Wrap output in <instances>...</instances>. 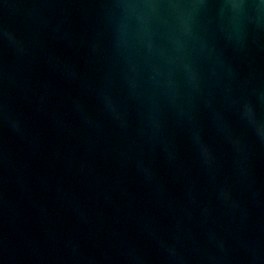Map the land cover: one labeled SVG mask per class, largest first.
Instances as JSON below:
<instances>
[{
  "label": "water",
  "instance_id": "obj_1",
  "mask_svg": "<svg viewBox=\"0 0 264 264\" xmlns=\"http://www.w3.org/2000/svg\"><path fill=\"white\" fill-rule=\"evenodd\" d=\"M0 264H264V0H0Z\"/></svg>",
  "mask_w": 264,
  "mask_h": 264
}]
</instances>
